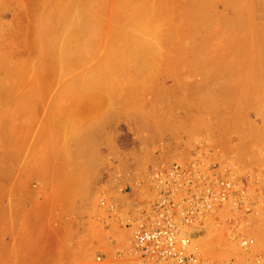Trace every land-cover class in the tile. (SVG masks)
<instances>
[{
	"label": "rangeland",
	"instance_id": "1",
	"mask_svg": "<svg viewBox=\"0 0 264 264\" xmlns=\"http://www.w3.org/2000/svg\"><path fill=\"white\" fill-rule=\"evenodd\" d=\"M199 148L264 183V0H0V264H125L100 197ZM218 217L264 264V205L248 252Z\"/></svg>",
	"mask_w": 264,
	"mask_h": 264
},
{
	"label": "built area",
	"instance_id": "2",
	"mask_svg": "<svg viewBox=\"0 0 264 264\" xmlns=\"http://www.w3.org/2000/svg\"><path fill=\"white\" fill-rule=\"evenodd\" d=\"M210 153L199 148L188 159L151 168L144 181H136L144 187L141 194L127 201L100 197L98 205L111 222L106 228L119 224L131 232L127 246L112 240L115 258L125 264H233V258L204 256L192 236L218 216L225 235L250 250L255 243L251 232L264 205V183L240 173L237 162L215 160ZM105 256H95L94 263ZM255 261L260 263L261 256Z\"/></svg>",
	"mask_w": 264,
	"mask_h": 264
},
{
	"label": "bare ground",
	"instance_id": "3",
	"mask_svg": "<svg viewBox=\"0 0 264 264\" xmlns=\"http://www.w3.org/2000/svg\"><path fill=\"white\" fill-rule=\"evenodd\" d=\"M32 9V8H31ZM28 14V13H27ZM104 26V25H103ZM108 26V25H107ZM109 27V26H108ZM110 28V27H109ZM106 29V28H105ZM106 33V32H105ZM104 33V34H105ZM99 34V33H98ZM103 36V35H102ZM107 36V35H106ZM25 38V37H24ZM99 38V37H98ZM110 39V38H109ZM96 44V43H95ZM107 47V46H106ZM163 47V46H162ZM220 47V46H219ZM167 49V48H166ZM107 50V49H106ZM105 50V51H106ZM174 53V52H173ZM216 53V52H215ZM251 59H253V58H251ZM173 64V63H172ZM217 67V66H216ZM211 79V78H210ZM179 85V84H178ZM5 86V85H4ZM11 86V85H10ZM13 86V85H12ZM11 90V89H10ZM5 93V92H4ZM14 96V95H13ZM12 96V97H13ZM8 98H9V96H8ZM227 152V151H226ZM217 153V152H216ZM223 155V154H222ZM140 156V155H139ZM222 158V157H221ZM218 160V159H217ZM240 166H242V165H240ZM256 173V172H255ZM254 173V174H255ZM253 174V175H254ZM257 176V175H256ZM260 182V181H259ZM263 183V182H262ZM216 235V234H215ZM195 239H194V241L195 242H204V241H206V240H208V241H210V239H212V238H214V236H213V232H212V230H210V228L209 229H207V227L206 228H204V230H203V232H202V230L200 229V230H198V231H195L194 233H193V235H192ZM217 236V235H216ZM197 239V240H196ZM211 242V241H210ZM215 242V241H214ZM213 244V243H212ZM214 245V244H213ZM211 246V245H210ZM214 247V246H213ZM119 262V261H118ZM120 264V263H119Z\"/></svg>",
	"mask_w": 264,
	"mask_h": 264
},
{
	"label": "crops",
	"instance_id": "4",
	"mask_svg": "<svg viewBox=\"0 0 264 264\" xmlns=\"http://www.w3.org/2000/svg\"><path fill=\"white\" fill-rule=\"evenodd\" d=\"M58 253H59V252H57V249H56V248L53 249V251H52V255H53V257L57 256Z\"/></svg>",
	"mask_w": 264,
	"mask_h": 264
}]
</instances>
